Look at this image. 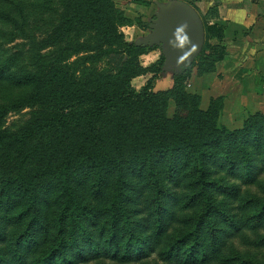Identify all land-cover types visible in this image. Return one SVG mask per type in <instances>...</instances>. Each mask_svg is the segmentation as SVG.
<instances>
[{
    "label": "trees",
    "instance_id": "16d2710c",
    "mask_svg": "<svg viewBox=\"0 0 264 264\" xmlns=\"http://www.w3.org/2000/svg\"><path fill=\"white\" fill-rule=\"evenodd\" d=\"M76 3L106 41L99 51V58L107 59L106 69L82 78L66 62L68 55L17 78L0 67V83L34 91L42 106L37 123L29 122L11 134L6 147L17 168L0 181V207L12 211L13 221H25V227L8 248H0V264H81L100 257L133 262L155 252L164 264L218 261L231 232L247 225L246 220L264 222V197H258L264 187L260 193L248 192L241 207V211L249 210L243 222L228 215L225 200L217 199L218 193L237 198L242 186L250 189L264 174V114L251 113L240 127L231 129L219 122L224 95L210 97L202 108L200 93L186 88L194 67L198 75L212 72L225 54L223 46L210 42L219 30L209 22L215 9L200 16L204 42L197 57L180 73H172L170 88L154 91L164 56L160 53L147 66L139 57L159 47L137 46L134 41L116 45L121 37L117 21L130 24L132 20L117 12L113 0ZM147 71L152 75L144 85L131 84L134 76ZM257 80L264 79L257 76ZM169 94L180 109L171 118L164 112ZM133 104L147 106L156 121L128 125L118 115ZM6 110L0 105V126ZM97 120H107L112 128L97 129L93 126ZM44 128L59 131V146L51 155L48 151L40 155L37 143L29 146L37 130ZM130 173L143 178L142 183H132ZM87 178L94 195H102L99 205L82 195L81 185ZM171 184L176 190L184 187L185 193L170 191ZM132 187L136 198L130 194ZM53 190L50 204L47 194ZM145 190L148 213L140 217L133 204ZM170 202L194 209L184 229L174 236L168 234ZM40 207L48 212L47 218ZM39 232L46 234L45 241L39 239ZM221 259L220 264H258L238 257L233 260L237 263Z\"/></svg>",
    "mask_w": 264,
    "mask_h": 264
},
{
    "label": "rangeland",
    "instance_id": "374dc122",
    "mask_svg": "<svg viewBox=\"0 0 264 264\" xmlns=\"http://www.w3.org/2000/svg\"><path fill=\"white\" fill-rule=\"evenodd\" d=\"M113 1L118 8L117 12H122L123 15L132 20L130 24L123 22V24H120L117 21L116 30L121 34V37L116 40V45L123 46L128 41H134L146 35L148 22L154 16L153 8H157L156 4L155 7L145 8L137 5L133 0ZM140 28H144L145 31L141 32ZM105 42L100 32L91 26L89 16L79 12L76 0H0V67H3L6 73H9V71L14 73L16 78L22 72L44 69L49 63L63 60L67 55L66 62L70 63L82 78L93 72L102 71L106 69L107 59L104 57L99 58V51L106 46ZM159 53L160 48H157L151 54L139 57V61L141 60L144 66L150 65ZM250 56L252 59L249 62L245 63L240 57L235 62V67L226 68L229 73L227 78L223 80L224 82L220 84L223 88L221 92L225 95V101L219 122L231 129L240 127L245 118L251 113L260 111L264 114V85L262 84L264 80L262 82L257 80V76L264 79V70L253 64L254 59L259 58V51L251 53ZM168 73L172 77V72L169 71ZM151 75L152 73L149 71L136 75L132 78L131 84L140 87L146 83ZM221 79L220 81H222ZM188 82H185L186 88ZM210 84L208 89L201 90L197 86L195 88V91L202 96V107L207 105L213 92L218 93L215 91L217 85L211 82ZM188 88L190 89V87ZM153 90L157 91L154 88ZM26 91L27 88L23 89L20 85L0 83V105L7 108L0 126L2 133L0 138V181L11 175L17 168V161L7 155L6 147L11 142V134L18 133L29 122L37 123L35 119L41 113L40 98L35 96L34 91ZM19 96L22 97L17 99ZM15 98L16 100H14ZM164 112L169 118L180 113L172 94H169ZM118 116L121 119L125 117L128 125L131 126L147 123V121L151 123L156 121L154 119L156 118L155 115H152L149 108L144 104L141 106L133 104L123 108ZM93 122V126L99 130L112 128V125L106 124L107 120ZM58 133L59 131L56 128L38 129L30 140L29 146L32 147L33 144L37 143L40 147V155H44L46 151L49 152L47 155H51L53 149L59 146L57 143ZM128 178L135 184L142 183L143 180V178H139L138 175L133 173H130ZM88 179L81 185L82 195L86 200H91L93 204L99 205L102 201V195H94ZM183 185L186 184L183 183ZM263 187L264 174L256 185H253L250 189L242 186L237 198L228 199L224 194L218 193L217 199L218 201L225 200L229 206L228 215L232 214L238 222H243L249 212V210L241 211L244 199L249 197L250 193L248 192L250 190L260 193ZM169 190L173 191L176 188L171 184ZM176 191L178 194L185 193L184 187ZM130 194L135 198L137 197V191L133 187L130 189ZM147 194L148 190H145L136 201L132 197L134 199L133 205L137 207V213L140 217L146 216L148 213V207L146 206ZM54 197L55 190L47 194L50 204L53 203ZM258 197L262 198L264 194ZM169 209L173 213L169 218L168 234L174 236L184 229L186 221L194 213V209L183 208L177 202H170ZM45 210L40 207L43 217L47 218L48 212ZM251 210L254 209L251 208ZM11 213L12 211H4L0 207V248H8L10 242L14 241L17 231L25 227V221H13L10 217ZM246 221L247 225L231 232L225 238V244L219 253L220 258L218 261L220 263L222 262L221 258L235 263L236 261L233 262V260L238 257L264 264V222L259 223L256 220L255 223L254 219ZM45 237V233L39 232V239L45 241ZM5 257H7V254H5ZM218 261L212 264H220ZM164 263L165 261L160 260L155 252L145 259L133 262H120L100 257L81 264Z\"/></svg>",
    "mask_w": 264,
    "mask_h": 264
},
{
    "label": "crops",
    "instance_id": "0c3cea01",
    "mask_svg": "<svg viewBox=\"0 0 264 264\" xmlns=\"http://www.w3.org/2000/svg\"><path fill=\"white\" fill-rule=\"evenodd\" d=\"M132 1V0H131ZM134 1V0H133ZM147 4L137 3V5L145 8L150 6L155 7L156 2H167L168 0H145ZM195 6L199 15L207 13L209 8H214L215 13L209 17V22L215 24L219 30L218 35L212 36L210 39L211 44H217L223 46L225 54L222 59L216 62L215 70L202 75H198L196 68L192 69L191 75L187 79V89L190 92H194L196 86L201 90L208 89L210 82L217 85L212 97L218 95H224L221 92L222 85L227 78L229 71H226L228 67H235V62L241 59L245 63L249 62L252 57L251 53L259 51V58H255L253 64L257 68L264 70V0H184ZM153 8V12H154ZM141 32L145 30L140 28ZM148 32V31H147ZM254 45V47H252ZM156 49L148 50L140 55L145 57L151 54ZM160 55V53H159ZM158 55V57H159ZM154 59L152 62L158 59ZM140 63L143 62L140 60ZM221 77H223L221 79ZM220 79L222 81H220ZM210 81V82H209ZM155 90H163L170 88L172 85V77L170 73L166 72L155 81ZM211 86V84H210ZM221 93V94H220ZM210 96V97H211ZM202 99V96H201ZM210 99V98H209ZM225 101V95H224ZM209 102V100H208ZM208 105V103H207ZM205 105L202 108H206Z\"/></svg>",
    "mask_w": 264,
    "mask_h": 264
},
{
    "label": "water",
    "instance_id": "95a60500",
    "mask_svg": "<svg viewBox=\"0 0 264 264\" xmlns=\"http://www.w3.org/2000/svg\"><path fill=\"white\" fill-rule=\"evenodd\" d=\"M148 32L134 40L143 47L157 46L164 56L163 73H180L199 54L204 42V26L197 10L184 0L156 2Z\"/></svg>",
    "mask_w": 264,
    "mask_h": 264
}]
</instances>
